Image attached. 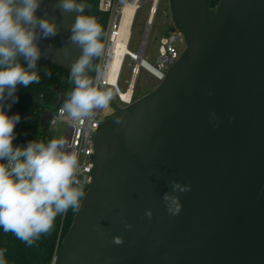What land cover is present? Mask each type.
Instances as JSON below:
<instances>
[{"label":"water","instance_id":"1","mask_svg":"<svg viewBox=\"0 0 264 264\" xmlns=\"http://www.w3.org/2000/svg\"><path fill=\"white\" fill-rule=\"evenodd\" d=\"M211 1L169 0L186 48L153 92L109 103L91 184L52 264H264V0ZM56 3L41 0L37 13L58 28L39 39L40 59L70 74L82 55L69 39L78 13ZM64 102L60 92L55 105Z\"/></svg>","mask_w":264,"mask_h":264},{"label":"clouds","instance_id":"2","mask_svg":"<svg viewBox=\"0 0 264 264\" xmlns=\"http://www.w3.org/2000/svg\"><path fill=\"white\" fill-rule=\"evenodd\" d=\"M54 7L62 14L78 13L69 39L82 49V55L71 65L70 79L75 87L60 114L62 117L66 114L71 121L83 122L96 110L106 108L115 95L111 87L104 85L106 73L101 69H97L96 80L86 75L93 58L104 53L105 46L100 40L102 28L94 17L83 14L87 7L83 3L57 0ZM40 8L41 0H0V228L14 233L29 246L51 231L58 215L69 208L79 210L85 195L76 179L80 168L78 153L64 150L68 144L65 138H54L47 143L31 141L24 147L13 145L14 129L21 117L7 114L5 108L10 109L12 104H6L5 100L16 103L17 85L27 87L39 82L35 71L41 56L38 41L58 32L52 19L37 15ZM172 188L190 191V185L182 187L175 181ZM163 199L169 214H179L181 204L176 196L165 194ZM146 215L150 218L151 212ZM112 242L121 245L123 240L114 237ZM0 264H5L3 250H0Z\"/></svg>","mask_w":264,"mask_h":264},{"label":"built area","instance_id":"3","mask_svg":"<svg viewBox=\"0 0 264 264\" xmlns=\"http://www.w3.org/2000/svg\"><path fill=\"white\" fill-rule=\"evenodd\" d=\"M160 1L161 0H98V13L105 18V28L102 37V43L104 44L105 48L104 53L97 58V62L94 68V78L92 79L96 80L98 68L101 69L102 72H105L106 80H104L103 83L106 87H111L113 89L115 93L113 101L122 108L130 106L137 100L135 98L134 91L136 89L137 80L141 74V71H145L148 74V77L143 82L144 89H149L151 87V85L153 84L152 80L155 81L156 87H158L164 80L170 68L179 60L181 54L186 48L184 36L178 31H171L168 36L160 39V46L158 49L159 57L157 59L156 65L152 66L146 61V44L150 35L151 28L153 26L154 18L159 8ZM145 4H150V9L144 39L140 46L139 52L133 53L129 51V41L126 48L127 50L124 54L120 66V75L118 77V80L116 81V84L112 85L108 77L109 65L113 58V55L115 54V45L119 38V31L121 22L124 17L125 9L128 6L135 7V20L138 11ZM166 15L168 16L167 13L165 14V16ZM138 59H141L142 61L140 65H137ZM128 61V66H131V64H133L131 69V79L127 85V89L122 92L119 89V82L122 72ZM150 67L154 68L156 73H153ZM135 72L136 82L133 87V92L131 96L122 98L121 93H125L130 88ZM62 106L63 105H61L55 112L52 113L48 129L52 133L53 137L54 130L58 126V124H66L67 129L64 138L68 141V144L65 146L64 150L67 152L76 151L78 153L80 168L78 170L76 179L79 182V185H81L83 189L87 191L88 187L91 184L94 169L95 137L101 126L111 116H113L114 110L110 105H108L103 110H96L94 112V115L89 119L83 122H74L67 119L66 114L63 117L61 116L60 109Z\"/></svg>","mask_w":264,"mask_h":264},{"label":"trees","instance_id":"4","mask_svg":"<svg viewBox=\"0 0 264 264\" xmlns=\"http://www.w3.org/2000/svg\"><path fill=\"white\" fill-rule=\"evenodd\" d=\"M219 2L220 0H212L211 8L216 7ZM97 6L98 0L95 4L98 12ZM19 62L26 67L22 58H19ZM35 71L40 77L38 83L27 87L17 85L15 93L18 97L17 102L12 103L7 98L5 100L6 104H12L10 109L5 108L7 114L10 116L19 114L21 117L14 129V146L24 147L31 141H43L44 143L50 141L52 139L50 130L47 128L46 131H42L40 128L43 116L47 111L55 112L64 104L55 105L60 92L64 93L66 100L75 87L68 72L42 59L37 61ZM89 75L94 78V69L89 71ZM77 211L69 208L66 213L58 215L51 231L41 235L31 246L18 239L14 233L5 232L0 228V250L4 252L5 264H52Z\"/></svg>","mask_w":264,"mask_h":264},{"label":"rangeland","instance_id":"5","mask_svg":"<svg viewBox=\"0 0 264 264\" xmlns=\"http://www.w3.org/2000/svg\"><path fill=\"white\" fill-rule=\"evenodd\" d=\"M79 1L80 3L87 5L86 8H88L90 4L93 5L96 4V0H79ZM149 9H150V4L143 5L135 17L132 27L131 40L129 44L130 52L133 53L139 52L147 27ZM166 13L168 14V16L167 15L165 16ZM172 28H173V23L170 14L169 0H161L146 44L145 59L150 65L152 66L156 65L157 59L159 57L158 49L160 46V39L168 36L171 33ZM128 65H129V61L125 65V68L122 72L119 82V89L122 92H124L127 89V85L131 79V69L133 64H131V66ZM147 77H148L147 72L141 71V74L137 80L136 89L134 91V95L137 100L153 92L157 88L154 80H152L153 84L149 89L143 88V82ZM66 129H67L66 124L64 123L58 124V126L54 130L52 139L64 138Z\"/></svg>","mask_w":264,"mask_h":264},{"label":"bare ground","instance_id":"6","mask_svg":"<svg viewBox=\"0 0 264 264\" xmlns=\"http://www.w3.org/2000/svg\"><path fill=\"white\" fill-rule=\"evenodd\" d=\"M134 15H135V7L128 6L125 9L124 17H123V20L121 22V27H120V31H119V38H118L116 45H115V54L113 55V58H112L110 65H109L108 77H109L110 83L112 85L116 84V81L118 80V77L120 75V66H121L124 54L127 50L126 48H127V45L130 41V37H131V27H132V24L134 21ZM141 62H142L141 59H138L137 65H140ZM150 69L153 73H156L154 68L150 67ZM136 72H137V69H136ZM136 72L133 75V79H132L130 88L125 93H121L122 98H127V97L131 96V94L133 92V87H134L135 82H136Z\"/></svg>","mask_w":264,"mask_h":264},{"label":"flooded vegetation","instance_id":"7","mask_svg":"<svg viewBox=\"0 0 264 264\" xmlns=\"http://www.w3.org/2000/svg\"><path fill=\"white\" fill-rule=\"evenodd\" d=\"M83 14L94 17V18L96 17L95 19H96L97 23L102 28V33H101V37H100V40L102 42V37H103V33H104V28H105V18L96 11L95 5H93V4H90V6L88 8H86V11Z\"/></svg>","mask_w":264,"mask_h":264}]
</instances>
